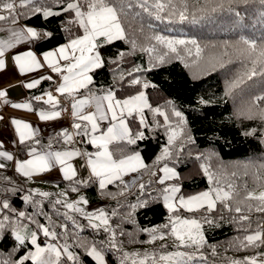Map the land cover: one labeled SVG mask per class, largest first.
I'll list each match as a JSON object with an SVG mask.
<instances>
[{
	"label": "snow or ice",
	"instance_id": "6c2138e0",
	"mask_svg": "<svg viewBox=\"0 0 264 264\" xmlns=\"http://www.w3.org/2000/svg\"><path fill=\"white\" fill-rule=\"evenodd\" d=\"M250 2L251 0H226L228 5ZM257 2L264 8V0H257ZM54 5L58 7V10L53 9ZM223 6L221 4L218 7L223 8ZM37 14H41L45 20L62 14H72L66 23L75 26L76 31L82 34H75L71 28L64 29L70 33L67 43L54 50L43 52L44 63H41V59L30 49L16 53L12 56V60L21 74L45 67L58 74L61 82L58 83L55 91L61 96H66L71 117L79 122L71 125L76 130L74 134L65 128L56 134L57 137L65 144L72 143L74 136L84 137L86 138L84 142L95 146L97 151L94 153H82L77 149L40 151L36 147H31L28 152L30 158L16 161L15 171L24 177L32 178L34 175L48 173L58 167L63 179L74 183L75 186L71 187L72 192H77L80 184H88L95 177L101 190L119 181L124 186V191L120 195H124L128 191V185L123 177L128 173L147 170L149 167L143 162L139 152L125 155L126 147L146 139L145 130L163 127L167 130V142L155 161L156 165H161L163 162L159 167L162 175L157 176L156 172H152V176L156 177L154 181H148L147 185L140 183L139 195L136 197L137 203L129 207L134 211L138 207L147 206L148 200L141 199L144 196H148L153 202L162 200L163 206L170 214L167 222L151 228H142L141 231L149 234V243L172 237L174 240L172 245L161 244L160 247L161 249L171 247L177 250L123 251L117 243V231L111 226L109 213L103 209L86 212L83 207H80L81 204L89 203L85 197L81 196L78 200L69 202L66 199L67 192L60 194L65 199H53L54 193L32 189L22 198L34 209L33 213L29 214L13 208L11 200L8 199V195L16 196L19 190L2 187L0 188V245L7 243L9 248L6 255L0 258V264H85L86 258H90L89 264L92 262L108 264V254L112 251L120 253L119 264H193L197 258L201 261L206 259L200 251L207 245L204 225L216 224V221L209 218L207 214L216 212L218 204L222 209L236 214L234 221L245 233L234 244L238 251L264 248V218L256 219V227L252 228V213L264 217V191L257 194L254 188L249 189L247 183L237 185L233 182L237 178L235 172L231 173L232 179H228L223 172H213L211 165L202 166L208 183L215 185L209 190L185 197L182 194L178 195L181 193L180 186L167 183L178 178L175 168L169 167L167 161L183 152V143L179 148L175 145L184 136L187 121L184 114L177 110L171 101H168L170 113L177 118L178 123L173 124L168 110L159 106L153 107L144 90L156 88L157 85L143 81L136 74L160 67L170 62L173 57L183 59L184 52L189 56L193 55L188 45L195 47L196 57L200 56L202 49L194 39H175L150 34V25L146 24L142 15L146 14L155 20L178 18L181 22L187 21L189 13L186 0H0V22L13 25V27L0 26V33H6L8 36L7 39L0 38V70L6 69V53L9 50L21 44H34L36 41L52 37L51 32L38 31L35 27L16 26L21 19H31ZM191 20L195 23L197 16L192 15ZM118 41L129 44L131 50L118 51L115 59L102 55L103 48ZM138 41H147L149 46L145 47ZM239 44L243 45L238 49L240 54L248 60L251 67L244 77L238 78L230 85V90L237 87L245 78L251 79L257 75H264V35L260 37L259 42L253 38L241 37ZM157 45L163 47L158 48ZM137 50L148 54L150 67L134 66L133 71L127 73V78L122 71L118 73L122 84L126 83L128 88L136 90L134 94L125 93L122 98H118L114 86H97V81L94 79L97 70L104 69L108 64H115L117 69H113V72L116 73L125 57L135 55ZM61 61L66 63L62 64ZM42 80L53 81V76L41 75L24 86L27 89H34ZM53 82L56 83V81ZM44 95L47 96L46 100L43 95L32 98L52 107V110L39 111L40 120L54 121L61 117L62 112L69 111V107L56 110L60 105V99L51 91ZM6 96V90L0 91V98ZM200 103L205 104L207 101L201 99ZM260 103H264V95L255 97L252 107ZM3 104L7 105L9 101L4 99ZM11 106L34 111L31 101L14 103ZM145 110L150 111L154 117H163V124L155 119L150 124L145 116ZM245 115L248 119L258 118L264 121V108H259L255 112L250 108ZM2 119L3 116H0V120ZM130 121L138 125L135 132L129 126ZM11 123L15 125L20 144L27 141H34L36 145L40 144L38 128L17 118H13ZM102 124L104 127L101 126ZM255 134L256 129L245 133L250 136ZM188 142L194 143L191 136L188 137ZM110 145H113L114 150L121 154L119 159L114 158L113 151L109 149ZM51 147L49 144L48 148L51 149ZM2 148L3 144L0 143V149ZM74 157H87V165L91 168V175L87 180L76 179L78 172L73 164L69 163ZM0 158L7 161L14 159L13 154L8 151H0ZM5 167L4 163H0V169ZM260 170H264V165H260L252 175L260 182L259 186H264V178L261 177ZM244 176L247 177L248 173L245 172ZM153 183L162 186L155 197L146 192ZM44 201H47L53 209H57V206L66 209L60 215L71 220L73 225L82 231V226L70 215V212L79 213L87 220L88 228L97 233L101 231L106 233L107 239L89 241L77 237L74 243H68V225L55 224L44 211ZM181 210L187 213H198L203 210L207 214L198 218H182L179 215ZM116 215L118 213L115 211L111 213V216ZM131 215L132 213H129L128 217L122 219H131ZM41 216L45 217L47 224L40 223L38 217ZM220 219L222 220L223 217L221 216ZM57 228L60 231H57ZM120 235L125 233L121 232ZM41 237L48 242L42 243ZM60 240L64 242L58 243ZM21 250L24 254L17 255ZM212 255H216L215 248L212 249ZM260 256H264V252H257L254 256H245L238 260H229L228 264H264V260L259 259Z\"/></svg>",
	"mask_w": 264,
	"mask_h": 264
},
{
	"label": "trees",
	"instance_id": "16d2710c",
	"mask_svg": "<svg viewBox=\"0 0 264 264\" xmlns=\"http://www.w3.org/2000/svg\"><path fill=\"white\" fill-rule=\"evenodd\" d=\"M186 3L189 13L187 21L181 22L178 18L155 20L146 14L142 15V19L147 25H150V34L175 39H194L202 49L200 56L196 57L195 47L188 45L192 49L193 55L189 56L184 52L182 53L183 59L173 57L170 62L160 67L136 74L143 81L157 85L156 88L144 90L153 107L159 106L168 110L170 119L175 124L178 123V120L171 116L168 104V101H171L176 109L184 114L187 121L185 134L175 145L176 148H179L183 143L184 150L167 161L168 165L177 169L178 178L167 183L180 186L181 193L179 194L185 197L209 190L215 185L208 183L202 166L211 165L213 172H223L228 179H232L231 173L235 172L237 174V178L233 181L235 184L247 183L249 189L254 188L258 193L264 190V186H259L260 182L255 180L252 174L259 169L260 165H264V121L258 118L248 119L245 113L250 108L253 112L264 108V103L252 107L254 98L264 95V75H257L251 79L245 78L242 83L231 90L230 85L238 78L244 77L251 67L248 60L238 50L243 47L239 41L241 37H246L259 42L260 37L264 35V17H262L264 8L259 5L257 0H251L247 4L234 3L232 5H228L226 0H186ZM221 4L224 5L223 8L218 7ZM213 8L217 10L212 11ZM53 9L58 10V7L54 5ZM201 9L204 11H200ZM71 15L62 14L45 20L41 14H37L31 19H21L19 23L53 34L51 38L36 41L33 44L38 52H43L67 42L70 33L64 30L66 28H71L75 34H82L76 31L75 26L66 23ZM192 15L197 16L195 23L191 20ZM0 24L7 23L0 22ZM138 43H143L145 47L149 46L147 41H138ZM157 47L162 48L163 46L157 45ZM130 50L129 44L118 41L103 48L102 55L115 59L118 51L129 52ZM137 65L145 68L150 67L147 53L137 50L135 55L126 56L116 73L113 72V69H117V65L108 64L104 69L96 71L94 79L97 81V86H114L117 96L122 98L125 93L134 94L136 90L128 88L126 83L122 84L118 73L122 71L127 78V73L133 71V67ZM52 85L53 81L43 80L36 88L30 90L29 94L34 97L48 90ZM201 99L207 103H200ZM145 116L150 124L154 119L163 124V117H154L148 110H145ZM130 127L133 132L138 129V125L131 121ZM252 129H256L255 135H245ZM145 136L146 139L138 141L136 145H128L124 152L125 155L139 152L143 162L149 166L147 170H141L142 179L140 182L133 188H128L124 195H120L124 191V186L119 181L101 190L92 180L88 184H80L79 190L72 192L71 187L75 185L71 181L64 179L60 182H48L28 178L7 166L0 169V188L18 189V194L16 196L8 195V199L11 200L13 208L26 211L29 214H32L34 209L22 198L32 189L54 193L53 199H65L60 194L67 192L66 199L69 201L81 196L88 199L89 204L102 201L104 204L101 209L109 213L111 226L117 231V243L123 251H175L177 249L171 247L168 249L160 247L161 244L172 245L174 243L172 237L169 236L163 241L157 239L155 243H149V234L141 231L142 228H151L167 222L170 214L163 206L162 200L153 202L148 196H144L141 199L148 200L147 206L138 207L134 211L129 207V205L137 203L139 184L147 185L148 181H154L156 177L152 176V172L158 170L163 163L156 165L155 161L167 142V130L163 127L145 130ZM189 136L193 138L194 143L188 142ZM38 139L40 140L39 145H36L34 141L19 144L17 147L19 158L24 157L31 147L45 149L49 144L56 148L67 145L56 134L41 135ZM84 141L85 138L80 142V145L86 152L95 151V147ZM110 148L114 157L119 159L121 154L114 150L113 145H110ZM245 172L248 173L247 177L244 176ZM260 175L264 178V170H260ZM161 187L153 183L150 188L146 189V192L155 197ZM35 198L40 199L39 197ZM44 211L55 224L68 225L67 236L70 244L74 243L77 237L89 241L107 239L106 233L102 231L97 233L88 228L87 220L79 213L70 212V215L82 226V231L78 230L71 220L60 215L66 211L62 206L53 209L47 201H44ZM113 211L118 215L111 216ZM182 212L197 218L207 214L203 210L198 213ZM129 213H132L131 219H122L128 217ZM207 215L214 219L216 224L213 226L204 225L207 245L200 251L206 259L201 261L197 258L193 264H228L229 260H238L245 256L256 255L257 252H264V248H248L240 251L236 249L234 244L245 233L235 223V213L222 209L218 204L217 211ZM252 216V228H255V220L264 217H260L256 213H252ZM38 219L40 223H48L43 216ZM57 231L60 229L57 228ZM121 232L125 235H120ZM42 239L43 243L48 242L43 237ZM63 242L60 240L58 243L62 244ZM8 248L7 243L0 245V258L6 255ZM213 248L216 251L215 256L212 255ZM23 254L24 252L21 250L17 255ZM119 256L120 253L117 251L109 253L108 264H119ZM89 260L90 258H86L85 264H89Z\"/></svg>",
	"mask_w": 264,
	"mask_h": 264
},
{
	"label": "crops",
	"instance_id": "0c3cea01",
	"mask_svg": "<svg viewBox=\"0 0 264 264\" xmlns=\"http://www.w3.org/2000/svg\"><path fill=\"white\" fill-rule=\"evenodd\" d=\"M0 26L13 27V25H10V24H5V25L0 24ZM16 26L23 27L27 25L18 23V25ZM0 38L7 39L8 36L6 33H0ZM65 43H62V44H65ZM58 46L52 49L46 50V51L54 50ZM29 49L36 53L37 57L41 59V63H44L42 59V54L45 51L38 52L34 48L33 44H21V45H18L16 48L9 50V52L6 53V61H7L6 69L0 70V91L6 90L7 92L6 97L0 98V116H3V119L0 120V122H2V126L0 127V143L3 144V148L0 149V151H8L9 153H12L14 157L13 161H7L3 158H0V163H4L7 167H10L14 171H15L16 161L25 160V159L30 158V156L28 155L30 148L27 150L24 157L19 158L17 154V147L20 144L19 136L15 132V125L11 123L13 118L21 119L25 122L31 123L33 127L39 129V132H40L39 136L41 135L48 136L52 134H57L65 128H67L69 132L74 134L76 130L72 128L71 125L74 122H79V121L74 120V118L69 119L65 117L63 113L60 118L54 121H42L39 119L38 113L41 109L52 110V107L51 105L44 104L43 101H35L32 99L33 97H31V95L29 94V91L33 89H27L24 85L28 82H31L33 79H38L41 75L53 76V81H56V83L53 82L52 87H50L48 90L44 91L43 93H39L35 96L43 95L44 99L46 100L47 96L44 94L48 91H51L54 96H57L60 99V105L57 107L56 110L69 107V104H68V100L66 96H61L59 93L55 91V88L57 87L58 83L61 82L60 77L58 76V74L51 72L49 68L45 67L43 69H39L37 71L24 73V74H21L19 72L18 66L15 65V63L12 60V56H14L16 53H22ZM61 63L63 64L66 62L61 61ZM4 99H7L9 101V104L7 105L3 104ZM29 101H31L34 111H29L27 109H17L11 106V104H14V103H27ZM36 102H42V103H36ZM101 126L104 127L103 124ZM129 126H130V122H129ZM83 139L84 137L74 136L73 142L68 143L65 147H62V148H56V147H51V149L49 148L40 149L37 147L36 148L40 151L77 149L80 152L84 153L86 151L80 145V142ZM109 149L111 151L110 146H109ZM95 151H97V149H95ZM95 151H93V153ZM69 163L73 164V166L76 168L78 172V176L76 179L87 180L88 177L91 175V168L90 166L87 165V157H74L71 161H69ZM32 178L37 179V180H42V181H48V182H60L64 180L58 167L48 173L34 175ZM123 179H124V182L128 185V188H133L142 179L141 171L137 173H128L127 175L123 177ZM92 180L95 181V183L98 186V182H96V178L93 177Z\"/></svg>",
	"mask_w": 264,
	"mask_h": 264
},
{
	"label": "rangeland",
	"instance_id": "374dc122",
	"mask_svg": "<svg viewBox=\"0 0 264 264\" xmlns=\"http://www.w3.org/2000/svg\"><path fill=\"white\" fill-rule=\"evenodd\" d=\"M169 167L175 168L174 166H170V165H169ZM175 170H176V172L178 173V171H177L176 168H175ZM155 172L157 173V176L162 175V173L159 172V169L156 170ZM177 186H178V185H177ZM262 191H264V190H262ZM259 192H260V191H259ZM259 192H258V193H259ZM198 193H200V192H198ZM198 193H197V194H198ZM258 193H257V194H258ZM178 195H180V194H178ZM194 195H195V194H194ZM187 197H188V196H187ZM78 199H79V197L74 198L73 200H70V201L68 200V201H69V202H72V201H76V200H78ZM103 204H104V202L99 201V202L91 203V204H87V205H83V204H81L80 207H83V208L85 209L86 212H95V211H97L98 209H101ZM182 211H183V210H181V212L179 213V215H180L182 218H193V217H196V216L187 215V214L183 213ZM196 218H197V217H196ZM41 241H42V237H41ZM42 243H43V242H42ZM253 256H254V255H253ZM259 259L264 260V256H260Z\"/></svg>",
	"mask_w": 264,
	"mask_h": 264
},
{
	"label": "built area",
	"instance_id": "2783aa9c",
	"mask_svg": "<svg viewBox=\"0 0 264 264\" xmlns=\"http://www.w3.org/2000/svg\"><path fill=\"white\" fill-rule=\"evenodd\" d=\"M63 115L69 119H72L71 117V110H70V107H69V111L68 112H62ZM2 126V122H0V127Z\"/></svg>",
	"mask_w": 264,
	"mask_h": 264
},
{
	"label": "bare ground",
	"instance_id": "6f19581e",
	"mask_svg": "<svg viewBox=\"0 0 264 264\" xmlns=\"http://www.w3.org/2000/svg\"><path fill=\"white\" fill-rule=\"evenodd\" d=\"M259 8V7H258ZM255 11V10H254ZM254 26V25H253ZM88 149V148H87Z\"/></svg>",
	"mask_w": 264,
	"mask_h": 264
}]
</instances>
